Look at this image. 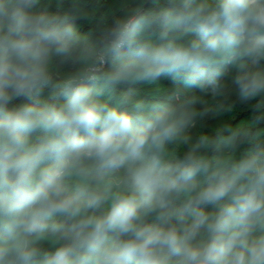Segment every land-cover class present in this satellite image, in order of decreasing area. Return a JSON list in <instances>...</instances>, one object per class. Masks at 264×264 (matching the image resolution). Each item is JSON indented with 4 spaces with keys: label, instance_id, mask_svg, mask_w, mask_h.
Wrapping results in <instances>:
<instances>
[{
    "label": "clouds",
    "instance_id": "9594fccd",
    "mask_svg": "<svg viewBox=\"0 0 264 264\" xmlns=\"http://www.w3.org/2000/svg\"><path fill=\"white\" fill-rule=\"evenodd\" d=\"M67 2L0 0V264H264V0H125L95 38Z\"/></svg>",
    "mask_w": 264,
    "mask_h": 264
},
{
    "label": "trees",
    "instance_id": "16d2710c",
    "mask_svg": "<svg viewBox=\"0 0 264 264\" xmlns=\"http://www.w3.org/2000/svg\"><path fill=\"white\" fill-rule=\"evenodd\" d=\"M131 2L134 4L135 0H131ZM73 3L77 11L85 14V18L79 22L78 27L85 34H91L95 38L99 36L105 26L112 22L113 13L120 14L121 5L125 4V0H68L65 8L71 7ZM68 70H71L70 66L60 69L61 72ZM228 80L229 77L225 76L222 78L221 83H226ZM179 86L171 78L163 79L155 85L138 86L133 90L135 93L134 99L143 101L149 106L161 102H175L172 92ZM190 91L186 89L185 93L188 94ZM45 95H47V92H45ZM206 99L210 98L206 97ZM232 99L234 97L230 95V89L226 88L220 103L223 104L225 101L231 102ZM246 116L247 113L240 109L235 114L214 110L206 117H198L195 126L185 129L181 139L176 144L169 146V153L172 156L182 157L201 134L210 136H216L217 133L222 135L226 134L223 132L226 125L230 124L234 119L243 121ZM240 151L238 149L235 153L237 159L240 156ZM212 154L216 156H227L229 153L228 149L221 147ZM206 211H212V209L207 208Z\"/></svg>",
    "mask_w": 264,
    "mask_h": 264
}]
</instances>
